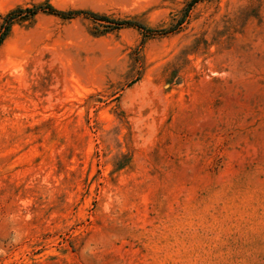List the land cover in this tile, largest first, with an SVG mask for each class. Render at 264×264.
<instances>
[{
  "label": "rangeland",
  "instance_id": "1",
  "mask_svg": "<svg viewBox=\"0 0 264 264\" xmlns=\"http://www.w3.org/2000/svg\"><path fill=\"white\" fill-rule=\"evenodd\" d=\"M0 264H264V0H0Z\"/></svg>",
  "mask_w": 264,
  "mask_h": 264
},
{
  "label": "trees",
  "instance_id": "2",
  "mask_svg": "<svg viewBox=\"0 0 264 264\" xmlns=\"http://www.w3.org/2000/svg\"><path fill=\"white\" fill-rule=\"evenodd\" d=\"M49 10H51L52 12H53V10L52 9H49ZM134 25V24H133ZM134 26H137L138 28H142L143 29V27H141L140 25H134Z\"/></svg>",
  "mask_w": 264,
  "mask_h": 264
}]
</instances>
